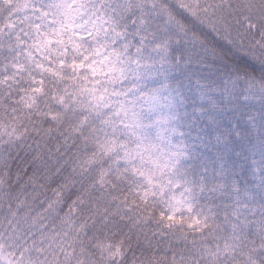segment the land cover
Wrapping results in <instances>:
<instances>
[{
    "label": "snow or ice",
    "instance_id": "obj_1",
    "mask_svg": "<svg viewBox=\"0 0 264 264\" xmlns=\"http://www.w3.org/2000/svg\"><path fill=\"white\" fill-rule=\"evenodd\" d=\"M16 5L19 15L0 21V86L23 92L20 99L29 111L39 112L47 101L43 123L51 132L59 122L58 140L68 138L67 123L69 150L82 144L81 166L89 179L126 185L145 204L159 201L153 217L169 234L190 219L187 228L197 227L178 236L185 246L187 235L195 239L217 222L216 205L197 211L193 201L200 194L222 201L223 218H235L234 228L241 217L264 222V64L257 68L235 52L225 62L232 43L221 46L222 30L214 23L229 9V15L247 13L249 31L259 36L264 3L16 0ZM20 140L0 143V151ZM23 163L27 174L45 163L44 154L33 150ZM223 254L219 248L207 251L211 260L205 264H220ZM144 255L151 261L155 254L145 248ZM184 258L172 249L171 264ZM246 264H264V248L255 249Z\"/></svg>",
    "mask_w": 264,
    "mask_h": 264
},
{
    "label": "trees",
    "instance_id": "obj_2",
    "mask_svg": "<svg viewBox=\"0 0 264 264\" xmlns=\"http://www.w3.org/2000/svg\"><path fill=\"white\" fill-rule=\"evenodd\" d=\"M230 2L247 7L253 0ZM16 8V0L10 6L0 2V21L15 17ZM231 11L214 19L222 30L221 46L228 40L232 43V48L225 50L224 61L233 58L235 52L245 55L258 68L264 64V27L258 23L260 35L256 36L249 31L247 13L229 15ZM23 94L15 87L0 86V143L23 137L0 151V264H171L172 249L185 257L179 264H205L211 256L204 254L218 248L224 253L219 256L220 264H246L255 249L264 248V222L248 223L241 217L242 223L234 228L235 218H223V202L208 200L206 193L193 203L197 211L204 212L216 205L213 210L218 213L217 222L195 239L187 235L185 246L184 239L178 236L197 227L187 228L190 219L183 228L169 234L153 217V211H159V201L145 204L135 199L136 193L129 192L126 185L117 188L110 182L99 184L89 179L84 174L86 166H81L82 144L69 150L72 132L67 123L63 131L68 138L58 140L59 122L51 132L43 123L47 101L39 112L29 111L20 99ZM48 147L51 151H47ZM33 150L44 154L45 163L26 174L23 168L28 165L23 160ZM57 188L61 189L60 197ZM54 200L59 203L58 209ZM68 205L73 207L69 211ZM226 245L229 248L224 252ZM145 248L155 254L151 261L145 258Z\"/></svg>",
    "mask_w": 264,
    "mask_h": 264
},
{
    "label": "rangeland",
    "instance_id": "obj_3",
    "mask_svg": "<svg viewBox=\"0 0 264 264\" xmlns=\"http://www.w3.org/2000/svg\"><path fill=\"white\" fill-rule=\"evenodd\" d=\"M13 1V0H12ZM12 4V3H11ZM7 6H10V4L9 5H7ZM19 15V13L16 15V16H18ZM246 23H248V21H246ZM259 39V38H258ZM259 42V41H258ZM57 191H58V193H59V197H60V193H61V189H56ZM57 191H56V193H57ZM56 197H58V196H56ZM56 200H58V199H56ZM56 200H54V204H55V206H56V208L58 209V205H59V203L56 201ZM60 202H62L63 203V201L62 200H60ZM72 206H74V204L72 203ZM71 205H68L67 206V211H69L70 209H72L73 207H72Z\"/></svg>",
    "mask_w": 264,
    "mask_h": 264
}]
</instances>
